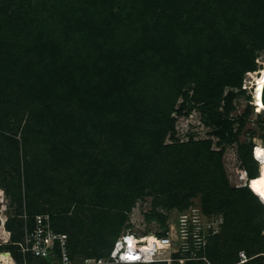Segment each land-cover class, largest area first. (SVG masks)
I'll return each instance as SVG.
<instances>
[{"label":"trees","instance_id":"obj_1","mask_svg":"<svg viewBox=\"0 0 264 264\" xmlns=\"http://www.w3.org/2000/svg\"><path fill=\"white\" fill-rule=\"evenodd\" d=\"M240 9L245 12L244 22L249 15L250 20L252 14L259 17L257 12H261V24L234 34L237 29L229 21L230 14ZM215 15L226 20H218ZM256 30L259 40L260 31L264 30V0H0V106L6 103L10 110L2 112L0 107V117H8L16 107L26 110L28 122H33L28 127H37L38 135L53 144V149L67 165L69 176L79 179L80 183L85 176L88 186L93 188L92 194L103 184L109 186L106 193L116 195L112 185L141 179L138 172L156 160L152 153L154 148L161 152L180 146L173 133L171 144H165L164 136L171 130L172 114H182L197 99L190 89L183 87V78L177 79L180 78L177 72L185 61L175 51L189 42L192 49L201 45L204 51H228L229 48L243 51L248 45L246 38L255 41L252 33ZM216 42L219 44L214 45ZM179 98L182 101L176 107ZM233 99L234 93L229 92L223 97V105L205 103L203 120L210 127V133L218 138V144L240 143L237 152L242 168L251 179L257 178L261 170L252 148L255 144L264 147V132L253 130L248 142H240L251 107L233 116ZM117 146L121 150L120 157L129 159L123 171L116 162ZM212 154L207 148L204 157L208 159ZM205 168L208 173L210 164ZM199 173L197 170V175ZM217 178L220 182L222 172H218ZM31 179L27 170L28 191L33 188ZM223 182L224 185L215 183L218 192L212 187L208 193L218 201L219 207H231L223 223L225 231L218 236L224 241L216 245L221 262L261 264L260 256H249L241 262L238 243L248 237L252 239L250 250L258 247L262 239L255 236L263 232L264 218L257 227L253 217L242 220L237 208L248 205L244 202L243 188L259 201L262 209L264 204L253 189L230 188L227 181ZM106 196L103 201L106 203L115 200L121 205L123 201L122 197L112 195L108 199ZM207 203L208 199H203L199 205L206 214H214ZM160 204L167 213L154 208L147 219L158 220L165 230L168 210L174 207V202ZM38 214L42 213L33 215L29 228L33 227ZM50 219L56 231L66 232L54 224L52 217ZM242 223L245 229L239 227ZM8 224L11 227V223ZM245 230L249 236H245ZM157 234L163 235L164 231ZM23 236L10 245L16 248L22 260L34 257L53 264L51 257L23 253L17 245ZM68 243L75 261L70 236ZM186 264L205 263L188 261Z\"/></svg>","mask_w":264,"mask_h":264},{"label":"rangeland","instance_id":"obj_2","mask_svg":"<svg viewBox=\"0 0 264 264\" xmlns=\"http://www.w3.org/2000/svg\"><path fill=\"white\" fill-rule=\"evenodd\" d=\"M257 13L259 17L252 14L249 20V15L248 21L245 22V18H242L245 12H241V9L230 14L232 16L229 17V21L237 29L234 34H240L254 24L256 26L261 24V12ZM215 16L218 20H226V17ZM259 36L258 40L256 30L254 34L252 33V37H255L254 42L243 37L248 43L246 50L243 51H232L231 48L228 51H204L201 45H197V49H192L190 42L183 45V49L175 51L185 61L184 66L182 65L177 72V76L180 77L177 79L183 78L181 82L183 87L190 89V93L197 99V102H193V106L184 110L182 114L177 112L172 114L171 130L164 136L165 144H171L174 139H178L180 146L165 148L161 152L154 148L152 153L156 160L145 165L142 172H138L140 181L136 178L134 181L131 180L132 183L124 185L115 182L111 188L116 189V195L114 192L106 193L109 186L103 184L99 185L96 194H92L93 188L90 189L85 176L82 178L84 182L81 183L79 179L69 176L66 171L67 165L61 161V156L53 149V144L47 143L44 136L38 135L37 127L34 125L28 127L33 122H28L29 114L26 110L16 107L8 113V117L1 116L0 264H3L5 253L10 255L15 264H48L34 257L22 260L16 248L10 246L13 240L20 239L25 230L32 225V217L36 213L50 215L54 224L69 234L77 264H83L86 258L106 255L114 240L127 229L137 233L164 231L158 220L147 219V214L154 208L167 213L160 204L162 201L174 202V207L168 210L166 226L169 222H176V216L181 209L189 210L200 206L203 199H208L207 206L212 209L213 215L220 214L224 221H227L231 207H219L218 201L208 193L212 187L214 192L219 191L215 184L219 182L218 172H222V179L218 184L224 185L223 181H227L230 188H239L238 174L243 169L237 152L240 143L218 144V138L210 133V127L203 120V106L207 102L223 105V97L233 92L235 107L233 116L241 115L245 109L251 107L247 124L239 137L240 142H248L253 130L258 133L264 132V109L257 106L255 98L258 79L264 70V30L260 31ZM218 44L216 42L214 45ZM149 82L150 80H147V83ZM159 93V89L156 88V94ZM181 101L182 98H179L176 107ZM5 104L2 102L0 107L2 112L7 113L10 110ZM237 126L238 124L235 125ZM172 133L174 139L171 137ZM191 140L194 143H190ZM197 143L201 145L197 146ZM207 148L213 152L208 159L204 157ZM116 150L118 154L121 151L119 146ZM128 160L120 157V154L116 158L120 171L126 169ZM208 164L210 169H207V173L205 166ZM27 170L32 175L33 188L30 191L27 185ZM197 170L201 172L199 176ZM243 190L244 202L248 205L246 207L239 205L237 214L242 220L253 217L258 227L263 222L264 209L248 189ZM105 195L108 199L112 195L122 197L123 201L121 205L115 200L106 203L103 202ZM131 196L133 202L130 201ZM233 216L234 214L231 215ZM8 222L11 223V227L8 226ZM224 227L225 224H222L218 232L210 237L212 239H209L208 258L213 264H223L216 245L224 241L223 237H218L224 233ZM239 227L244 228L245 224L242 223ZM244 232L245 236H249L246 230ZM255 238L262 239V242L252 250H250L252 239L248 237L241 239L238 243L239 256L241 258L260 256L263 258L261 264H264L263 232ZM241 252H244L245 256H241Z\"/></svg>","mask_w":264,"mask_h":264},{"label":"built area","instance_id":"obj_3","mask_svg":"<svg viewBox=\"0 0 264 264\" xmlns=\"http://www.w3.org/2000/svg\"><path fill=\"white\" fill-rule=\"evenodd\" d=\"M256 144L253 146L254 159ZM256 160V159H255ZM257 161V160H256ZM258 163V162H257ZM239 187H249L252 180L245 170L238 174ZM264 204V201L260 199ZM175 223H168L163 235L152 233L154 238L145 240L148 234L127 229L115 240L109 254L100 258H86L83 264H186L188 261H203L213 264L207 254L209 239L218 232L224 223L222 215H208L201 206L184 210L177 214ZM264 232V230H263ZM69 236L66 232L54 229L50 215L38 214L32 228H27L17 245L23 253L36 257H51L53 264H77L69 252ZM169 252L168 254H166ZM174 254V255H173ZM132 255L135 260L126 259ZM241 256H245L241 252ZM247 258H242L241 262Z\"/></svg>","mask_w":264,"mask_h":264},{"label":"bare ground","instance_id":"obj_4","mask_svg":"<svg viewBox=\"0 0 264 264\" xmlns=\"http://www.w3.org/2000/svg\"><path fill=\"white\" fill-rule=\"evenodd\" d=\"M257 85L258 86L255 94L256 104L257 106H259V108L264 109V101H263L264 70L262 72L261 77L258 79ZM255 155H256L255 159L261 165V174L257 178H252V180L250 181V186L254 190L258 198L264 201V196L261 195V193L264 192V147L257 145L255 149ZM253 181H255V184H253ZM153 238H154L153 234L148 233L147 237H145V240H151ZM3 264H15V263L13 259L10 257V255L5 253Z\"/></svg>","mask_w":264,"mask_h":264},{"label":"snow or ice","instance_id":"obj_5","mask_svg":"<svg viewBox=\"0 0 264 264\" xmlns=\"http://www.w3.org/2000/svg\"><path fill=\"white\" fill-rule=\"evenodd\" d=\"M253 184H255V181H253ZM261 195L264 196V192H262ZM137 258H138V257H136V256H132V255H129V256L126 257V259H131V260H135V259H137Z\"/></svg>","mask_w":264,"mask_h":264},{"label":"water","instance_id":"obj_6","mask_svg":"<svg viewBox=\"0 0 264 264\" xmlns=\"http://www.w3.org/2000/svg\"><path fill=\"white\" fill-rule=\"evenodd\" d=\"M263 101H264V90H263Z\"/></svg>","mask_w":264,"mask_h":264},{"label":"clouds","instance_id":"obj_7","mask_svg":"<svg viewBox=\"0 0 264 264\" xmlns=\"http://www.w3.org/2000/svg\"><path fill=\"white\" fill-rule=\"evenodd\" d=\"M257 107V106H256Z\"/></svg>","mask_w":264,"mask_h":264}]
</instances>
